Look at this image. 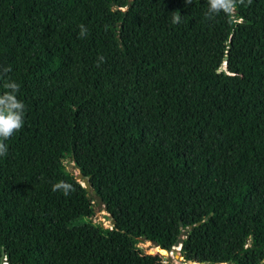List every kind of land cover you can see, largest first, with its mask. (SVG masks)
Returning a JSON list of instances; mask_svg holds the SVG:
<instances>
[{"label": "trees", "instance_id": "obj_1", "mask_svg": "<svg viewBox=\"0 0 264 264\" xmlns=\"http://www.w3.org/2000/svg\"><path fill=\"white\" fill-rule=\"evenodd\" d=\"M207 8L0 0V93L14 80L25 104L0 157V263L171 264L134 238L184 232L182 263L264 264V0L239 25ZM92 200L110 229L78 223Z\"/></svg>", "mask_w": 264, "mask_h": 264}, {"label": "clouds", "instance_id": "obj_2", "mask_svg": "<svg viewBox=\"0 0 264 264\" xmlns=\"http://www.w3.org/2000/svg\"><path fill=\"white\" fill-rule=\"evenodd\" d=\"M245 3L250 5L252 0H207L206 19L212 20L223 14L233 24H242L243 17L237 15V8ZM185 4H192V0H185ZM171 16L173 24H179L183 18L178 12H173ZM79 29L80 38H86L88 35L87 27L81 24ZM97 59L99 61L97 67H99L100 64L104 63V57L99 56ZM3 88L5 91L0 93V157L7 155L8 145L5 142L22 129L25 119V104L17 98L20 91L19 83L9 80L3 84ZM74 190L72 184L63 180L52 185L53 192L60 191L65 196ZM217 264H229V261L221 260Z\"/></svg>", "mask_w": 264, "mask_h": 264}, {"label": "rangeland", "instance_id": "obj_3", "mask_svg": "<svg viewBox=\"0 0 264 264\" xmlns=\"http://www.w3.org/2000/svg\"><path fill=\"white\" fill-rule=\"evenodd\" d=\"M64 170L65 172H67L69 175H72L73 177L75 175H77L78 171L77 169L74 167L73 163L66 159L64 162ZM91 206H92V213L90 216H88L85 219H80L78 221V223H82V222H88L96 227H99L101 229H110L112 224L110 222V218L109 216L105 213V211L103 210L102 206L96 202V200H92L91 202ZM77 223V224H78ZM134 243L136 245L137 248L141 249V251L146 252L149 249H147V244L144 241H137L134 240ZM172 251H175L176 253H178V251H176V248H174V250H171L167 256H164L163 259H157V260H162V261H166L169 262L171 264H182L181 259H175L173 257V253ZM167 258H169V260H166ZM156 260V261H157ZM0 264H5L4 262H1Z\"/></svg>", "mask_w": 264, "mask_h": 264}, {"label": "water", "instance_id": "obj_4", "mask_svg": "<svg viewBox=\"0 0 264 264\" xmlns=\"http://www.w3.org/2000/svg\"><path fill=\"white\" fill-rule=\"evenodd\" d=\"M74 180L76 182H78L81 187L84 189V191L86 193H90L91 195H94V191L90 188L89 186V183L87 181V178L83 177L81 173H77V175L74 176ZM110 222L111 224H113V220L110 219ZM188 228H190V226H188ZM185 237V233L182 232L181 233V236L173 243V246L170 248V249H163L159 246V244L153 240H150V239H147L145 237H136L134 238V240H137V241H144L148 246H147V249H151V248H158L162 251H169V250H174V248H176V251H179V247H180V244L182 242V239ZM173 253V257L175 259H181V257L179 256L178 253H176L175 251H172ZM142 257V256H140ZM142 258H145V257H142ZM146 259V258H145ZM182 264H206V263H196V262H185V263H182ZM233 264V263H231Z\"/></svg>", "mask_w": 264, "mask_h": 264}]
</instances>
